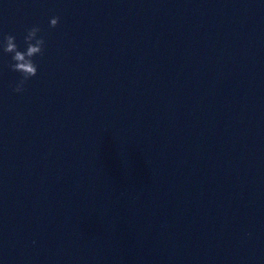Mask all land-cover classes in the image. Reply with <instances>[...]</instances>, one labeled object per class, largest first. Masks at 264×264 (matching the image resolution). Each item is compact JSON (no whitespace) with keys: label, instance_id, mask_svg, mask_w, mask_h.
I'll return each instance as SVG.
<instances>
[{"label":"water","instance_id":"obj_1","mask_svg":"<svg viewBox=\"0 0 264 264\" xmlns=\"http://www.w3.org/2000/svg\"><path fill=\"white\" fill-rule=\"evenodd\" d=\"M34 26L24 93L0 49V264H264V0H0V41Z\"/></svg>","mask_w":264,"mask_h":264},{"label":"clouds","instance_id":"obj_2","mask_svg":"<svg viewBox=\"0 0 264 264\" xmlns=\"http://www.w3.org/2000/svg\"><path fill=\"white\" fill-rule=\"evenodd\" d=\"M59 23L60 18L54 17L50 20V27L57 28ZM41 31L42 29L39 26L27 30L24 37V44L26 45L24 51L20 50L16 37L11 34L0 41V49L12 57L11 70L21 75V79L13 89L17 94L24 93L28 81L38 75V65L35 63V58L38 56L43 57L46 48V40L41 36Z\"/></svg>","mask_w":264,"mask_h":264}]
</instances>
